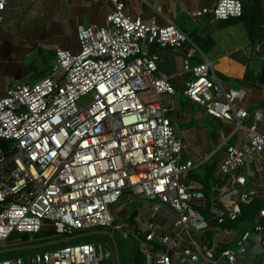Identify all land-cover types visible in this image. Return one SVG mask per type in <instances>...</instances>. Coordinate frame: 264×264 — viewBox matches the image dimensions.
Here are the masks:
<instances>
[{
	"label": "built area",
	"instance_id": "built-area-1",
	"mask_svg": "<svg viewBox=\"0 0 264 264\" xmlns=\"http://www.w3.org/2000/svg\"><path fill=\"white\" fill-rule=\"evenodd\" d=\"M108 1L112 9L105 25L77 27L76 53L56 48L46 74L34 82H16L0 93V249L23 244L9 240L15 231L36 234L45 229L54 233L53 239L113 226L130 238L123 230L128 228L123 211L135 198H143L153 211L172 212L174 235H158L154 220L135 216L144 238L162 245L145 250L142 264H249L242 258L250 250L252 234L264 248V206L231 247L216 252L205 233L219 231L226 219L236 220L241 204L254 200V194L242 191L210 223L197 209L205 198L201 184L183 180L193 162L182 159L185 145L161 98L175 90L159 70V55L151 47L178 50L187 36L171 21L145 23L128 13L122 0ZM7 3L0 0V13ZM242 12L241 0H216L211 8L188 14L210 13L219 22ZM183 69L192 75L182 90L184 96L208 116L233 121L245 130L241 144L228 145L217 165L219 179L230 176L244 185L238 170L264 150V133L255 124L243 125L249 113L237 106L239 91L222 86L212 62L190 64L186 59ZM85 96L89 102H81ZM253 116L260 120V110ZM117 218L121 224L114 225ZM0 264H118V260L111 246L78 242L0 257Z\"/></svg>",
	"mask_w": 264,
	"mask_h": 264
},
{
	"label": "crops",
	"instance_id": "crops-1",
	"mask_svg": "<svg viewBox=\"0 0 264 264\" xmlns=\"http://www.w3.org/2000/svg\"><path fill=\"white\" fill-rule=\"evenodd\" d=\"M122 1L132 16L140 17L145 23L155 19L160 25L171 21L188 38L178 50L158 49L156 46L151 50L158 53V68L167 74L175 90L174 93L161 94V98L168 109L167 116L176 136L185 145L182 159L193 162L183 180L200 183L205 194L197 209L210 220L217 212H226L227 206L231 201H237L242 191H252L255 200L264 202V150L254 154L238 170L245 178L244 185L236 184L230 176L219 179L217 165L224 156L225 148L240 145L245 130L233 121L208 116L203 107L182 93L186 82L192 77L190 72L183 69L184 61L187 59L190 64H196L209 60L212 62V72L222 86L238 89L237 106L249 113L243 119V125L249 127L255 124L257 131L264 133V84L243 79L248 68L254 71L259 69L261 60L257 58L260 55L257 53L258 43L250 45L244 21L214 22L210 13L200 17L188 14L190 11L211 8L216 0ZM241 2L243 14H249L252 0ZM261 3L264 6V0ZM111 9L112 4L108 0H8L0 13V74L9 77L1 83L0 93L18 76L20 78L26 74L30 60H38L40 72L46 69L42 73L44 75L51 68L56 48L76 53L79 50L77 27L105 25L106 15ZM204 39L211 41L205 43ZM201 45H204V49ZM257 110L261 114L258 121L253 116ZM233 187L238 188L236 193H231ZM130 205L123 211L126 220L135 212L132 225H127L128 234L134 230L138 236L144 237L135 217L139 214L143 220L156 222L155 232L158 235H174L173 215L169 209L153 211L149 201L143 198H135ZM209 222L212 223V220ZM205 236H209V245H215L216 252L231 247L236 238L235 231L228 226H222L219 231H207ZM146 242L150 246L148 250L161 247L156 239ZM257 242L252 234L250 257H243L244 263L264 264V251L255 246ZM178 243L184 245L182 240Z\"/></svg>",
	"mask_w": 264,
	"mask_h": 264
},
{
	"label": "rangeland",
	"instance_id": "rangeland-1",
	"mask_svg": "<svg viewBox=\"0 0 264 264\" xmlns=\"http://www.w3.org/2000/svg\"><path fill=\"white\" fill-rule=\"evenodd\" d=\"M244 8H245V6H244ZM47 61H49V60H47ZM30 64L31 65H29L27 67L28 69H27V72L25 75L20 76V78L18 76L17 77L18 79L16 78L17 80H14L10 83L8 82L10 86L14 85V83H16V82H23V83L34 82L38 77H40V75L42 76V73H45L46 69L43 72H40L41 69L38 68V64H39L38 60H36L34 62L30 60ZM8 77L9 76H7V75L0 74V85H1V83H4V81L6 79H8ZM82 101L89 102L90 98L87 96L82 97L81 102ZM129 206H131V205H129ZM121 215L119 214V216H121ZM124 223H126L128 225L129 221L124 220ZM113 224L114 225L121 224V222L117 218L113 221ZM123 230L126 231L125 228ZM106 231H108L112 234L113 241L117 245L119 264H142L143 260L145 259L143 252L145 250H148L150 246H149L148 242H146L144 237L138 236L137 232L134 230H133V234L132 233L129 234L130 238L129 237L125 238L122 236L121 232L118 230H115L113 228V226L112 227L92 228V229H89L87 231H83V232H91V234H89L87 236L79 237L76 239H72V241L69 243L72 244V243H78V242H95L98 244H102L104 246V248L107 246H111L114 248L112 239L109 235H107V233H105ZM233 231H235L236 235L239 236L242 233L243 228L236 226L233 228ZM77 233H81V232H77ZM53 235H54L53 232L45 230V229H41L36 234L15 231L10 235L9 240L21 241V242H23V244L20 246H24V245L43 243V242H47V241H51V240H61L65 237L63 235H57L56 238L52 239L51 236H53ZM206 239L209 240V236H206ZM235 241H236V238H235L234 242ZM63 245H64L63 243L58 242V243H55L52 245H46L44 247H39V248H35V249L14 250V251H9L7 253H2V254H0V257L22 256L25 254L32 253L33 251L50 249L53 247L56 248V247H60ZM158 245L162 246L160 243H158ZM14 247H16V246H14ZM244 257H250L249 251H247L244 254Z\"/></svg>",
	"mask_w": 264,
	"mask_h": 264
},
{
	"label": "trees",
	"instance_id": "trees-1",
	"mask_svg": "<svg viewBox=\"0 0 264 264\" xmlns=\"http://www.w3.org/2000/svg\"><path fill=\"white\" fill-rule=\"evenodd\" d=\"M235 20L244 21L245 26L247 28V34H248L250 45H254L255 43H258L257 53L260 55H258L257 58L259 60L261 59L259 69L257 71H254L253 68H248L245 72L243 79L251 83L264 84V60H262V56L264 53V6L261 3V0H252L251 11L249 14H243L242 12V15L240 17L228 18V19L221 20V21L223 23H227L230 21L233 22ZM203 41L205 43L206 42L208 43L211 40L204 39ZM202 47L204 49V45H201V48ZM263 206H264V202L255 200V199L252 200L248 204H241L240 206L241 214L237 217V219L234 221H229L228 219H226L225 222L221 224V227L228 226V227L234 228L236 226H239L243 228V231H244L254 222V220L257 217V213L259 209L262 208ZM134 214L135 212H133L131 216L127 218V220L129 221V226L132 225L133 223ZM71 241L72 240H68L66 242L60 241V243L67 245V244H71L69 243Z\"/></svg>",
	"mask_w": 264,
	"mask_h": 264
},
{
	"label": "water",
	"instance_id": "water-1",
	"mask_svg": "<svg viewBox=\"0 0 264 264\" xmlns=\"http://www.w3.org/2000/svg\"><path fill=\"white\" fill-rule=\"evenodd\" d=\"M105 233H107V235H109L112 239V242H113V246H114V250H115V253H116V256H117V260H118V264H119V259H118V251H117V245L116 243L113 241V236L110 232L106 231ZM91 234V232H81V233H77V234H74V235H71V236H66L64 237L63 239L61 240H51V241H47V242H43V243H37V244H31V245H24V246H16V247H9V248H2L0 249V254L2 253H7L9 251H14V250H21V249H35V248H39V247H44L46 245H52V244H55V243H58L60 241L62 242H66L68 240H72V239H76V238H79V237H83V236H87ZM255 246H258L261 248L262 251H264V248L263 246L257 242L255 244ZM254 246V247H255Z\"/></svg>",
	"mask_w": 264,
	"mask_h": 264
},
{
	"label": "clouds",
	"instance_id": "clouds-1",
	"mask_svg": "<svg viewBox=\"0 0 264 264\" xmlns=\"http://www.w3.org/2000/svg\"><path fill=\"white\" fill-rule=\"evenodd\" d=\"M251 159V158H250Z\"/></svg>",
	"mask_w": 264,
	"mask_h": 264
}]
</instances>
